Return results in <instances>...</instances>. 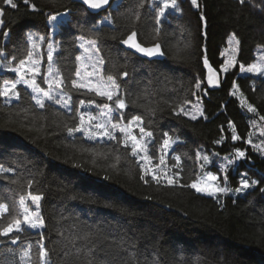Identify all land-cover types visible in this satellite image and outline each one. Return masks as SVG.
Returning a JSON list of instances; mask_svg holds the SVG:
<instances>
[{
    "label": "trees",
    "instance_id": "1",
    "mask_svg": "<svg viewBox=\"0 0 264 264\" xmlns=\"http://www.w3.org/2000/svg\"><path fill=\"white\" fill-rule=\"evenodd\" d=\"M177 2L181 14L169 12L157 24V0H121L99 15L72 0H15L16 8L0 0V53L11 67L27 60L30 33L51 41L49 17L66 14L53 37L54 64L72 104L71 111L52 102L40 108L22 84L19 100L0 97V203L9 209L0 223L22 213L19 199L29 193L41 196L44 222L40 231L23 226L14 233L21 238L17 244L0 237V264L28 245L30 264H44L40 246L47 250V264H264V152L248 142L252 121L264 117V78L240 75V65L252 64L257 48H264V0ZM132 31L144 46L160 43L165 60L150 61L125 50L122 41ZM230 34L239 40V64L222 74V50ZM78 37L97 41L104 74L116 79L126 107L120 108L117 98L72 87ZM209 66L222 75L217 89L206 83ZM46 73L44 63L38 81L44 89ZM13 80H18L15 73L0 72V86ZM198 95L204 118L192 120L178 112ZM81 101L117 105L125 123L140 116L152 134L149 155L155 163L164 140L176 139L166 158L175 183L144 175L122 134L100 142L69 133L80 126ZM248 104L256 111H248ZM203 148L231 158L244 153L226 172L230 187L240 185L242 166L259 182L237 197L197 192L190 185L199 180L197 153Z\"/></svg>",
    "mask_w": 264,
    "mask_h": 264
},
{
    "label": "rangeland",
    "instance_id": "2",
    "mask_svg": "<svg viewBox=\"0 0 264 264\" xmlns=\"http://www.w3.org/2000/svg\"><path fill=\"white\" fill-rule=\"evenodd\" d=\"M120 0L115 1V5L118 4ZM157 3L160 5V0H157ZM171 12V13H177L181 14V9L180 6L178 5L177 2V7L175 9L173 8H168L165 10V14L163 17H161V20H164L166 18V15ZM66 14H58L55 15L57 16V20L53 23H51L52 27V39L49 42H46V39L42 43L38 41V47L33 49L31 46V51L33 53L32 60L29 61L28 59L25 61V65L20 71L14 72L10 71V68H17V67H11V64L5 59L4 55H0V72H10V73H16L17 79L19 80L21 76L25 80L31 81L33 78L35 79L36 86L39 87L40 89L43 90H48L49 89V83H46V88L44 89L43 87L40 86L39 84V79L40 77L43 76V65L45 63L46 65V76L49 81H59L62 79L60 73L56 70L55 64H54V58L55 54L57 52V44L54 42V35L57 32V23H59L60 20H63L66 18ZM1 20V17H0ZM102 24H109L108 20H104ZM2 25H0L1 29ZM33 35L35 38H39L41 35ZM94 41L97 45L98 48V43L94 39H87L84 37H78V46L80 49V54L78 57L80 59L78 60V71L80 72V76H77L76 82L78 84H87L89 82L95 84L99 80L103 79L106 81L107 76L104 74V61L102 59V56L96 49H93L90 45L89 42ZM238 38L235 36V34H230L228 38V44L226 47L223 48L222 50V57L224 59V64L221 68L222 74H226L229 72L231 69L235 68L237 64H239V47L240 44H237ZM52 43L54 46V51L52 54V61L49 62L47 58L48 54V44ZM81 44H83V47H81ZM46 55V56H45ZM102 60L103 63H99V61ZM51 63L52 65V73H49V64ZM256 64H259L261 66H264V48L263 47H258L256 50V60L253 62ZM252 63V64H253ZM95 65V70L93 66ZM251 65V64H250ZM241 66V65H240ZM246 68L249 65H244ZM30 69H37V71H30ZM226 69V71H225ZM57 73L59 75H57ZM88 73H92L91 76L88 75ZM45 74V73H44ZM240 75L241 76H253V77H263L264 75L257 74L254 72H241L240 70ZM45 81V80H44ZM22 85L26 84L20 83ZM18 86V85H17ZM29 88V87H28ZM81 89H87V87H80ZM31 91L32 89L29 88ZM103 90V89H101ZM119 95H120V88L118 90ZM235 96L239 99L241 104L246 105V100L245 98L241 95L239 92H235ZM36 95V93H33ZM52 94L54 96L58 95H63L65 100L68 101L67 105L62 107L61 104L64 103V101H61L60 104H57L53 101H48L45 99V104L47 102H52L68 111H71L72 109V104H71V99L70 96L63 90V87L57 88L55 87V83L53 84V89H52ZM42 95V92L40 93ZM103 96V95H100ZM106 97V96H103ZM113 98H117L116 95L113 96ZM14 99L8 101L9 103L13 102ZM242 101H245V103H242ZM107 106V107H106ZM180 114L184 115L185 117L192 119L193 116H195V119L192 120H198L201 118H204V106H203V97L202 95L196 96V99L194 102L189 103L181 107L178 111ZM202 113V114H201ZM80 114L84 115V128L85 131H76L72 132V135L75 134H83L85 137H87L89 140L92 141H110L113 139H108L106 136L103 135V129H97L93 127L94 124L97 123H102L105 125L107 130L111 132L115 137L118 134H122L124 143L125 141L127 142L128 146L132 148L133 142L129 138V133L131 136L137 137L138 141H141L142 146H146L145 150L139 151L138 155L136 156L139 163L143 166L145 169H149V174L152 175L155 174L159 178H161L163 181L167 182L168 178H172V171L171 168L168 166L166 158L168 157L167 155L172 151V148L175 146V144L178 142L176 139H170L169 145L167 147H163V155L161 156V159L159 162L155 163L150 155H149V145L151 144V136H147L144 133L140 132V128L142 126L141 122H136L131 125L130 128H128L129 123H125L124 120L120 117V110L119 107L116 106H110V105H98L95 103H90L86 104L83 103V105L80 106ZM88 115H91L95 117V120H93L91 123L88 121ZM109 120H111V123H109ZM112 123H119L121 127L128 128L127 133H122L119 128H112ZM252 127H253V138L251 139V143L258 149L261 150V152H264V142L262 141V138H264V135H261V132L264 131V122L260 118H255L252 121ZM89 133H95L93 138H89ZM145 133H148L145 131ZM261 136V137H260ZM142 138V139H141ZM168 137L167 139H169ZM263 145V146H261ZM258 149V150H259ZM200 154V158H197L198 162V170H199V180L197 183L203 187L205 183H207L210 187L215 188V187H223L227 189V192L225 193H220L216 192L215 195H209L206 191L205 192H199L204 195L208 196H213V197H219L223 194H231L235 197L241 196L246 193L248 188L255 186L258 182L259 179L252 177L250 170L245 168V166H242V169L239 171L240 173V179L242 180H248L250 183V186L247 188H242V185L236 187H230L229 184V178L227 177V170L231 167L232 164L239 163L240 160L243 159V157H228L225 155H220L218 152H209L205 148L201 149L198 151ZM204 156L208 157V161L205 162L203 159ZM231 160L232 163H228V161ZM222 166H225L222 168ZM211 174L213 176H216L217 179L215 181H209L207 180V176ZM251 181H256L255 185H251ZM237 189H241L240 191H237ZM41 200V199H40ZM26 205L29 207V209L32 212H38L39 216L40 215V201L39 207H37L36 204H34L31 199L26 197L25 200ZM23 211V210H22ZM32 219H35V216L31 217ZM22 225L21 227L23 228ZM42 227L37 228V229H32L35 231H40ZM31 229V228H30ZM14 233H12L13 235ZM26 249V247L20 248V252L18 254H13L11 253L8 258H7V263L8 264H21V256L23 255V250ZM23 264H30L29 263V257H25Z\"/></svg>",
    "mask_w": 264,
    "mask_h": 264
},
{
    "label": "snow or ice",
    "instance_id": "3",
    "mask_svg": "<svg viewBox=\"0 0 264 264\" xmlns=\"http://www.w3.org/2000/svg\"><path fill=\"white\" fill-rule=\"evenodd\" d=\"M23 2L25 4L29 3V0H23ZM192 4L195 6L197 5V0H191ZM239 2L241 4H243L245 2V0H239ZM4 4L9 5L12 8H16L17 4L15 3V0H3ZM83 3L88 5L90 8L92 9H100L102 6L107 5L109 3V0H83ZM160 7L157 11V20L156 23L159 24L160 23V18L164 16L165 14V10L168 8H173L175 9L177 7V0H160ZM34 8V6H33ZM4 15V11L3 9H0V17H2ZM57 20V16L53 15L49 17V23H53ZM0 25H3V20H0ZM156 32L159 33V28L156 29ZM5 36L8 35L7 32L4 33ZM136 35L137 33L135 31H132L126 39H124L122 41V43L128 45L131 48H134L137 52H140L146 56H156V55H163L164 53L161 51V46L160 44H155L153 47L151 48H146V47H142L141 44H139L136 41ZM45 37L40 36L38 39L35 38L33 35L29 34L28 35V42L31 44L32 48L35 49L38 47V41L40 43H42L44 41ZM91 47L93 49H96L98 51L97 45L94 41L89 42ZM239 43V41H237V44ZM81 47H83V44H81ZM48 54H47V58L48 61L51 62L52 61V54L54 49V46L52 43L48 44ZM0 55H2V53H0ZM33 57V53L32 51H29L27 53V59L29 61L32 60ZM15 59V58H13ZM77 59L79 60L80 57H77ZM99 63H103L102 60L99 61ZM205 64H207V60H205ZM25 65V59H21L19 61V66L17 68H10V71H14V72H18L20 71V69H22ZM94 70H95V65L93 66ZM240 70L241 72H254L257 74H261L264 75V66H261L259 64L253 63L251 65H249L247 68L244 65L240 66ZM30 71H37V69H30ZM53 69H52V65L51 63L49 64V73H52ZM226 71V69H225ZM57 75H59L57 73ZM77 76H80V72L77 71L76 72ZM89 76L92 75V73H88ZM124 75L126 76L127 73H124ZM45 82L49 83V89L48 90H43L40 89L39 87L36 86V82L35 79L33 78L31 81L25 80L23 78V76H21V78L19 80H13V81H5L3 83L2 86H0V97H5L8 101L12 100V99H16L19 100L20 99V93L17 90V85L20 83H24L27 85V87L32 89L33 93H36V95L32 96V99L35 101V104L40 107V108H44L45 107V99H47L48 101H53L57 104H60L61 101H64L63 104H61L62 107L66 106L68 101L65 100L63 95H58V96H54L52 94V89H53V84L55 83V87L60 88L63 86V80H59V81H49L47 79V77L45 78ZM212 78H209V84H212ZM72 87L74 88H80V87H87L88 91L90 92H96L97 95H103L106 96L109 100L113 99V96L116 95L117 99L115 101V103L120 107V108H124L126 107L125 101L121 98H119V88L120 85L116 82V79L112 76V75H108L106 81L101 79L99 80L97 83L93 84L91 82L87 83V84H78L75 80L72 81ZM196 88H200V83L199 81H197V83L195 84ZM103 89V90H101ZM238 90V89H237ZM42 92V95H40V93ZM235 94V93H233ZM81 105H83V101L80 102ZM242 103H245V101H242ZM107 107V106H106ZM248 111L250 112H255L256 109L251 105L248 104ZM202 114V113H201ZM196 117L193 116L192 119H195ZM261 120H264V117H260ZM93 120H95V117L88 115V121L89 123H91ZM136 122H141V117L140 116H134L132 118V120L129 122L128 128L131 127V125L133 123ZM109 123H111V120H109ZM93 127L97 128V129H103V135L106 136L108 139H117L111 132H109L107 130V128L105 127L104 124L102 123H97L94 124ZM112 128H119L120 131L122 133H127L128 132V128L125 127H121L119 125V123H112ZM69 133L72 132H76V131H85L84 128V115L81 114L80 116V126L78 127H74V128H69L68 129ZM140 132L144 133L147 136H151L152 134L150 132L145 133V129L144 128H140ZM95 135V133H89V138H93V136ZM167 135V134H165ZM261 135H264V131L261 132ZM129 138L132 140L133 142V146H132V150H131V154L133 156H137L139 151L145 150L146 146H142L141 141L137 140V137L135 136H131L129 133ZM142 139V138H141ZM171 138L164 140V146L167 147L169 145V141ZM233 140H237L239 139L238 136L233 135L232 137ZM249 143H251V139H249L248 141ZM125 147H128L127 142L125 141L124 144ZM237 157H243L244 153L242 151H237ZM197 158H200V154L197 153ZM118 159V158H117ZM177 160H179V157L176 158ZM203 159L205 160V162L208 161V157L204 156ZM228 163H232L231 160L228 161ZM142 167V171L144 172V175H148L149 174V169H145ZM225 166H222V168ZM3 171H7V169H3ZM153 180H156L159 183V177L155 174H153L152 176ZM141 179H144V176H141ZM217 179L216 176H213L211 174H209L207 176V180L209 181H215ZM167 183L168 184H174L175 180L173 178H168L167 179ZM256 181H251V185H255ZM241 185L242 188H247L250 186V183L248 180H242L241 181ZM31 186V181H29V187ZM192 188H194L197 192H207L209 195H215L216 192H220V193H225L227 192L226 188L223 187H215L212 188L210 187L207 183L204 184L203 187H201L198 183L193 182L190 185ZM241 189H237V191H240ZM29 198L31 199V201L37 205V207H39V201L41 199V196L39 194H32L29 193ZM26 198L24 196H21L19 199V208L22 209V213L17 214L12 216L9 219V222L7 224H3L0 223V237H7L10 241L11 244H17L18 241H20V236L19 235H12V233H21L24 229L21 227L22 225H26L28 228L31 229H37L40 227L44 226V222L43 219L39 216L38 212H32L29 207L26 205L25 203ZM9 211L8 206L6 204L0 203V218L3 217V215L5 213H7ZM35 216V219H32L31 217ZM0 243H3V241H0ZM30 249H31V245H28L26 247V249L23 250V255L21 256V264H23L24 258L25 257H29L30 256ZM92 251L93 250H89V252L86 254L88 256L92 255ZM48 253L47 250L43 247L40 246L39 249V256L41 258V260H43L44 264H47L46 261V257H47ZM88 264H92V261L89 260Z\"/></svg>",
    "mask_w": 264,
    "mask_h": 264
},
{
    "label": "water",
    "instance_id": "4",
    "mask_svg": "<svg viewBox=\"0 0 264 264\" xmlns=\"http://www.w3.org/2000/svg\"><path fill=\"white\" fill-rule=\"evenodd\" d=\"M73 3H78V4H81L83 5L91 14H94V15H99L101 13H104L106 11H109L111 8L114 7V3H115V0H109V3L107 5H104L102 6L100 9H92L90 8L88 5L84 4L83 3V0H72ZM136 41L141 44L139 42V39H138V36L136 35ZM160 44V43H159ZM122 46L124 47L125 50L129 51V52H132L134 53L135 55L143 58V59H147V60H150V61H159V60H165V54L163 55H156V56H146L140 52H137L134 48H131L129 47L128 45L122 43ZM142 47H146V48H151L153 46H144L141 44ZM161 46V44H160ZM161 51L164 53L163 49H162V46H161ZM212 78V84H209V78ZM206 83L207 85L211 88V89H217L219 88L221 82H222V75L220 74V72H218L217 70L211 68L210 66L208 67V73H207V76H206Z\"/></svg>",
    "mask_w": 264,
    "mask_h": 264
},
{
    "label": "bare ground",
    "instance_id": "5",
    "mask_svg": "<svg viewBox=\"0 0 264 264\" xmlns=\"http://www.w3.org/2000/svg\"><path fill=\"white\" fill-rule=\"evenodd\" d=\"M261 137V136H260ZM261 146H263V145H261ZM259 149V148H258ZM260 150V149H259ZM261 151V150H260Z\"/></svg>",
    "mask_w": 264,
    "mask_h": 264
},
{
    "label": "crops",
    "instance_id": "6",
    "mask_svg": "<svg viewBox=\"0 0 264 264\" xmlns=\"http://www.w3.org/2000/svg\"><path fill=\"white\" fill-rule=\"evenodd\" d=\"M19 85V84H18ZM18 87V86H17Z\"/></svg>",
    "mask_w": 264,
    "mask_h": 264
}]
</instances>
